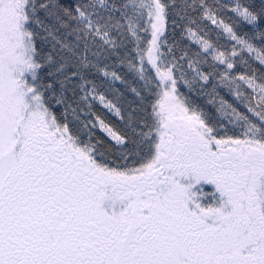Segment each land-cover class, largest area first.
Returning <instances> with one entry per match:
<instances>
[{"label":"snow or ice","instance_id":"6c2138e0","mask_svg":"<svg viewBox=\"0 0 264 264\" xmlns=\"http://www.w3.org/2000/svg\"><path fill=\"white\" fill-rule=\"evenodd\" d=\"M0 264H264V0H0Z\"/></svg>","mask_w":264,"mask_h":264}]
</instances>
